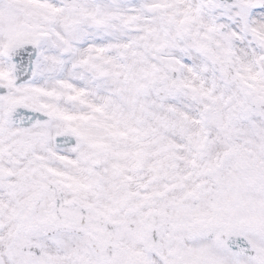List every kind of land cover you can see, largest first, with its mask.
<instances>
[{
	"label": "snow or ice",
	"instance_id": "6c2138e0",
	"mask_svg": "<svg viewBox=\"0 0 264 264\" xmlns=\"http://www.w3.org/2000/svg\"><path fill=\"white\" fill-rule=\"evenodd\" d=\"M0 264H264V0H0Z\"/></svg>",
	"mask_w": 264,
	"mask_h": 264
}]
</instances>
